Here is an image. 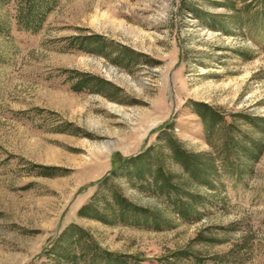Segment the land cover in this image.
I'll return each instance as SVG.
<instances>
[{
  "label": "rangeland",
  "instance_id": "obj_1",
  "mask_svg": "<svg viewBox=\"0 0 264 264\" xmlns=\"http://www.w3.org/2000/svg\"><path fill=\"white\" fill-rule=\"evenodd\" d=\"M20 2H0V264H264V0H45L35 31ZM112 191L148 220L112 214ZM94 197L103 216H79ZM72 222L95 246L57 258Z\"/></svg>",
  "mask_w": 264,
  "mask_h": 264
},
{
  "label": "trees",
  "instance_id": "obj_2",
  "mask_svg": "<svg viewBox=\"0 0 264 264\" xmlns=\"http://www.w3.org/2000/svg\"><path fill=\"white\" fill-rule=\"evenodd\" d=\"M8 1V0H0ZM45 0H21L20 4L16 6V20L19 24H21L25 29L35 31L40 24L42 23L46 11L47 6H45ZM1 27V22H0ZM82 82H77L76 86L77 90L82 88ZM104 83V81H99ZM193 111L196 113L198 117L201 118L205 125L206 132H209L213 129L214 125L219 121V114L212 109L209 105L202 102H195L192 105ZM264 120V119H263ZM237 141V140H236ZM232 140V138L226 139V146L224 145L226 150L235 149L237 144L240 143V140L237 142ZM169 150L173 159L180 164L184 172H189V174L193 177H198L201 173H207V170L211 169L212 163L206 154L193 153L183 148V146L172 140H168ZM152 147L146 148L142 153L138 154L133 158H141L146 157L145 159L152 158L153 156L150 154V150ZM248 154L250 157L257 156L260 154V147L255 142L250 143V147L248 150ZM158 152L155 150V157L158 159ZM229 155V154H228ZM117 164L123 162L125 158L123 156L114 155L113 159ZM118 164V165H119ZM228 164V163H227ZM229 165L234 166L231 162ZM239 172V171H238ZM199 175V176H198ZM156 179H160V190L168 191L171 187V175L169 172L165 171L162 166H158L155 170ZM110 211L112 214L119 216L120 219L125 220V218L130 215L135 218H142L143 220H148V211L146 209L136 206L134 203L128 201L126 198L121 196L117 191L111 192V203H110ZM109 206V204H108ZM79 216L84 217H93V218H101L103 215L97 206L96 197L92 198L89 202L83 204L78 210ZM151 214V213H150ZM151 216V215H150ZM127 219V218H126ZM60 238L64 239L63 244H58L55 240L52 244V252L57 258L63 257H74V255L70 254L71 248L73 249L74 245H80V248H88V246H95L92 238L89 236L88 232L78 225L77 223H69L66 225L62 231L60 232ZM85 240V241H84ZM71 255V256H70ZM112 259V257H108ZM114 260V259H113Z\"/></svg>",
  "mask_w": 264,
  "mask_h": 264
}]
</instances>
